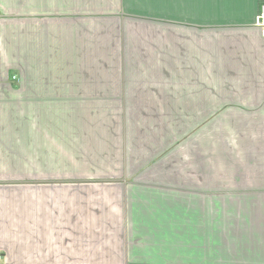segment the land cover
Returning a JSON list of instances; mask_svg holds the SVG:
<instances>
[{"label": "crops", "instance_id": "0c3cea01", "mask_svg": "<svg viewBox=\"0 0 264 264\" xmlns=\"http://www.w3.org/2000/svg\"><path fill=\"white\" fill-rule=\"evenodd\" d=\"M264 0H0V264H264Z\"/></svg>", "mask_w": 264, "mask_h": 264}, {"label": "built area", "instance_id": "2783aa9c", "mask_svg": "<svg viewBox=\"0 0 264 264\" xmlns=\"http://www.w3.org/2000/svg\"><path fill=\"white\" fill-rule=\"evenodd\" d=\"M255 24L260 28L262 34L264 35V4L260 6V11L256 17ZM1 256H0V261H1Z\"/></svg>", "mask_w": 264, "mask_h": 264}]
</instances>
